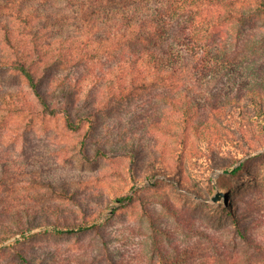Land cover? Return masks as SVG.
<instances>
[{"label": "trees", "instance_id": "trees-1", "mask_svg": "<svg viewBox=\"0 0 264 264\" xmlns=\"http://www.w3.org/2000/svg\"><path fill=\"white\" fill-rule=\"evenodd\" d=\"M259 23L264 0H0V71L22 80L19 94L27 101L22 105L21 96L12 95L19 99L0 100V109L26 111L29 126L60 117L87 162L137 143L130 148L132 181L134 164L149 150V173L182 183L188 156L210 172L222 167L220 159L245 156L247 133L264 137ZM164 153L171 154L162 159ZM0 164L2 191L16 173ZM241 170L242 164L230 173ZM216 186L228 187L219 180ZM47 187L73 206L68 214L46 211L43 223L29 209L24 215L11 204L0 206V251L14 250L19 264H33L17 244L40 234L35 228L50 226L48 232L60 236L103 226L86 216L90 206L70 188ZM226 194L217 214L229 222L223 233L165 204L182 238L143 203L149 264H264V212L252 198L244 207ZM102 245L106 264H129L112 258L104 237Z\"/></svg>", "mask_w": 264, "mask_h": 264}, {"label": "rangeland", "instance_id": "rangeland-1", "mask_svg": "<svg viewBox=\"0 0 264 264\" xmlns=\"http://www.w3.org/2000/svg\"><path fill=\"white\" fill-rule=\"evenodd\" d=\"M260 25L264 28V24ZM2 50L0 42V55ZM20 86L24 87L20 78L12 79L8 72L0 71L2 103L5 100L10 103L17 101L19 98L15 96L11 99L10 96L21 93ZM20 96V103L25 105L26 95ZM26 113L0 109V161L7 164L12 173H16L15 178L13 176L8 181V188L0 191V206L11 204L24 215L29 209L39 222L46 223L41 217L46 211L61 215L68 214L73 208L68 201L47 187V182L63 184L90 206L86 216L103 224L97 230L84 229L77 234L60 236L50 234V226L33 229V233L40 234L28 239L21 238L17 244V250L26 253L33 264H106L104 259H100L103 237L116 262L149 264V227L147 219L141 215L143 203L158 215V223H171L178 236L183 232L181 226L176 222L177 217L168 212L165 204L170 203L177 210L186 209L189 215L219 233H223L229 222L217 216L218 204H224V198L218 202L211 200L217 191L230 192L238 206H247V201L252 198L264 212V146L256 142L259 140L264 143L262 133H247L244 140L250 142L251 146L244 147L245 156L236 162L219 158L222 167L218 166L210 172H205L200 163L188 156L182 183L170 180L159 172L149 173V164L153 159L147 150L145 159L133 166L132 171L136 175L134 182L130 173V148L137 143H130L126 149H110L106 158L87 162L75 146L77 135L64 128L60 117L29 126ZM106 137L110 140L111 135L107 134ZM244 140H240L242 145ZM170 154L164 153L162 159ZM170 162L172 160L168 159L167 163ZM240 164L242 170L232 175L230 172ZM217 180L228 187L220 189L216 186ZM124 195L132 197V201L121 203L110 199ZM13 223L7 222L9 225ZM261 232L264 233V227ZM19 237L10 239L1 247ZM11 252L14 250L0 251V264H19Z\"/></svg>", "mask_w": 264, "mask_h": 264}, {"label": "water", "instance_id": "water-1", "mask_svg": "<svg viewBox=\"0 0 264 264\" xmlns=\"http://www.w3.org/2000/svg\"><path fill=\"white\" fill-rule=\"evenodd\" d=\"M227 172V171H226ZM224 198L227 199V194L222 191H217L214 196L211 198L213 202H218Z\"/></svg>", "mask_w": 264, "mask_h": 264}]
</instances>
